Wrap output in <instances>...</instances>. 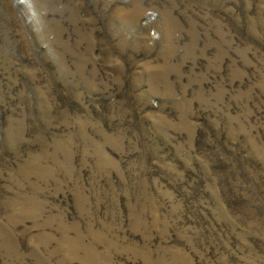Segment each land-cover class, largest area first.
<instances>
[{
	"label": "rangeland",
	"instance_id": "374dc122",
	"mask_svg": "<svg viewBox=\"0 0 264 264\" xmlns=\"http://www.w3.org/2000/svg\"><path fill=\"white\" fill-rule=\"evenodd\" d=\"M0 264H264V0H0Z\"/></svg>",
	"mask_w": 264,
	"mask_h": 264
}]
</instances>
